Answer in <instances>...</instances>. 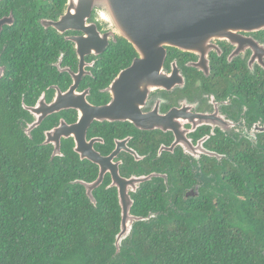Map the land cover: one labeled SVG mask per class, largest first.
I'll return each instance as SVG.
<instances>
[{
	"label": "flooded vegetation",
	"instance_id": "1",
	"mask_svg": "<svg viewBox=\"0 0 264 264\" xmlns=\"http://www.w3.org/2000/svg\"><path fill=\"white\" fill-rule=\"evenodd\" d=\"M8 1L38 6L34 17L22 23L23 30H13L12 9L0 7L9 9L0 20L12 19L0 31V103L22 135L30 141L37 137L35 146L49 148L50 157L54 144H43L46 134L62 123L78 122L77 100L95 108L108 106L121 72L137 60L163 59L159 74L154 72L158 82L147 93L146 86L139 87L140 77L115 89L118 119L91 120L83 148L88 158L80 159L73 136L60 137L62 156L55 158L64 157L66 144L88 168L87 178L78 182L100 179L92 190L93 207L96 195L111 191L120 213L121 190L132 202V216L152 215L135 228L160 217L192 221L201 211L232 214L238 204L248 202L253 185L264 179V29L206 40L192 51L167 46L162 57L140 56L129 43V48L111 46L125 40L115 32L108 35L111 29L94 9L86 25L108 35L107 46L99 53L81 50V61L76 41L84 33L51 26L65 14L68 0L60 11L54 6L60 0ZM49 32L58 39L45 44ZM108 49L119 51L108 54L118 62L107 61ZM135 205L145 215H135Z\"/></svg>",
	"mask_w": 264,
	"mask_h": 264
},
{
	"label": "trees",
	"instance_id": "2",
	"mask_svg": "<svg viewBox=\"0 0 264 264\" xmlns=\"http://www.w3.org/2000/svg\"><path fill=\"white\" fill-rule=\"evenodd\" d=\"M63 3L54 6L60 11ZM37 6L0 3L13 11V30L25 29ZM48 34L45 44L58 39ZM111 46L130 47L123 40ZM117 52L104 56L118 62L108 57ZM34 138L22 135L0 103V264H264V179L232 214L201 211L192 221L160 217L137 224L113 258L120 221L115 193L96 195L93 207L83 188L72 185L87 178L86 164L66 144L64 157L50 161V149L35 146ZM133 213L145 215L141 205Z\"/></svg>",
	"mask_w": 264,
	"mask_h": 264
},
{
	"label": "water",
	"instance_id": "3",
	"mask_svg": "<svg viewBox=\"0 0 264 264\" xmlns=\"http://www.w3.org/2000/svg\"><path fill=\"white\" fill-rule=\"evenodd\" d=\"M94 9L101 13L103 20L111 29V34L108 35L115 32L118 37L132 45L140 56L149 53L162 57L164 47L167 46L192 51L203 45V41L206 40L230 37L239 31L264 29V0H68L65 14L57 22L51 23V26L59 32L74 29L84 33V36L76 41L81 61L83 58L81 50L89 49L99 53L107 46L108 35L101 36L94 25H86V20ZM11 20V16L0 20V31L3 25H10ZM150 48L152 50L148 52ZM162 60V58L137 60L130 68L121 72L113 82V102L108 106L95 108L85 100H77L78 122L72 126L62 123L46 134L43 144H54L50 160L62 156L59 145L61 136H73L76 141L75 151L80 155V159L88 158L83 153V148L85 130L91 120L118 119V116H114L118 114L116 107L118 95L115 89L131 77H140L139 87L146 86L147 93L149 86L158 82L154 72L159 74ZM145 69H149L148 74H144ZM144 94L145 92H141L142 96ZM40 120L41 117L30 130ZM52 136L55 137L54 142L51 141ZM99 180L92 184L78 181L72 184L84 187L86 198L95 206L92 190L98 186ZM117 200L120 207V222L113 241L115 248L113 258H118L124 242L132 238L134 224L148 220L152 216L148 215L146 218L132 216L130 213L132 202L121 190H118Z\"/></svg>",
	"mask_w": 264,
	"mask_h": 264
}]
</instances>
